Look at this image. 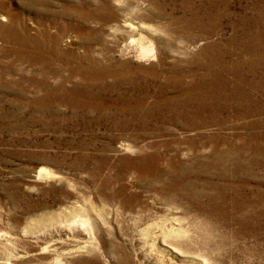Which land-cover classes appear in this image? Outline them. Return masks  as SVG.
Here are the masks:
<instances>
[{"label": "rangeland", "instance_id": "obj_1", "mask_svg": "<svg viewBox=\"0 0 264 264\" xmlns=\"http://www.w3.org/2000/svg\"><path fill=\"white\" fill-rule=\"evenodd\" d=\"M0 264H264V0H0Z\"/></svg>", "mask_w": 264, "mask_h": 264}, {"label": "bare ground", "instance_id": "obj_2", "mask_svg": "<svg viewBox=\"0 0 264 264\" xmlns=\"http://www.w3.org/2000/svg\"><path fill=\"white\" fill-rule=\"evenodd\" d=\"M147 51V50H146Z\"/></svg>", "mask_w": 264, "mask_h": 264}]
</instances>
